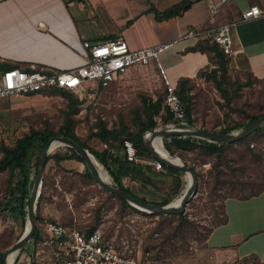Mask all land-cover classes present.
<instances>
[{"label":"rangeland","instance_id":"374dc122","mask_svg":"<svg viewBox=\"0 0 264 264\" xmlns=\"http://www.w3.org/2000/svg\"><path fill=\"white\" fill-rule=\"evenodd\" d=\"M156 75L157 73L149 67H133L106 89L87 86L85 93H72L78 101V111L73 116V133L77 139L86 146L101 151V142L96 137L99 126L119 129L122 125L129 132L138 133L140 124L145 122L142 99L155 101L163 97L162 84ZM245 80H248L245 74L237 76L228 73V83L225 86L229 93H233L235 81ZM191 94L193 127L218 130L246 122L242 114L227 111L218 91L210 81L194 83ZM230 106L247 116L264 114V79L253 80L248 86L239 88L231 98ZM65 111L66 101L56 93L0 99V145L12 147L17 139L28 134L30 130L57 133ZM163 114L160 111L159 115L154 117L156 125L153 129L163 128L168 123L161 122L160 116ZM240 130L232 131L230 134ZM147 131L142 133V141ZM114 143L116 147L113 149L117 154H122L123 143ZM133 147L137 152V148ZM66 148L59 147L48 156L63 155L67 152ZM36 153L37 145L32 153L30 152L32 155L29 176H32L33 172L35 175L37 162L35 166L33 165ZM263 153L264 133L253 135L244 143L226 147L220 157L199 152L181 153L180 157L166 153L172 158L178 157L184 165L192 166L199 176L197 183L200 188L197 190L196 187L194 195L187 201L183 211L190 225L177 230L184 232L183 238L174 232L175 239L163 241L162 236L169 230L174 231L172 227H176L175 223L168 225L162 218L151 213L132 207H122L115 197L100 189L85 175L77 159L62 164H56L52 159L47 160L43 168L44 184L42 187L41 179L42 194L40 199L38 197L35 216L76 229L96 226L101 230L104 239L120 253L145 259L149 264H170L174 257L180 255L210 261L206 253L203 255L200 253L204 245L202 236L209 226L220 218L221 206L225 200L221 202L220 198L226 197L231 188L238 194L240 190L236 188V182L253 184L263 182L261 181L264 173ZM160 173L162 172H157ZM178 174L179 184L176 186L182 192L184 185L189 184V177L183 173ZM101 175L105 181L113 185L105 169ZM7 177L6 171L0 172V203L5 195ZM167 187L158 189L164 194H169L172 198L170 203L176 204L175 201L179 199L181 192L174 195L172 194L174 185L170 184ZM24 226L25 222L20 226L7 211H0V253L16 242ZM30 241L31 239L18 251L14 261L23 251L30 253ZM145 249L147 253L144 254Z\"/></svg>","mask_w":264,"mask_h":264},{"label":"crops","instance_id":"0c3cea01","mask_svg":"<svg viewBox=\"0 0 264 264\" xmlns=\"http://www.w3.org/2000/svg\"><path fill=\"white\" fill-rule=\"evenodd\" d=\"M183 1L0 0V66L74 69L85 62L84 41L122 40L133 50L171 43L159 56L168 79L175 87L182 79L196 84L204 82L197 78L199 71L215 67L214 59L212 53L188 50L204 39L181 40V35L191 29L206 33L229 25L234 54L228 58V68L233 72L249 73L257 79L264 76V18L240 20L241 11L250 5L264 6V0H211L217 6V13L212 17L207 0ZM178 4L179 8L187 7L181 9L180 16L165 21H156L154 13L149 11L161 12ZM146 67L157 73L152 64ZM140 158L153 159L150 153L149 157ZM135 164L143 167L140 170L150 178L144 181L145 185H140L143 181L140 175L122 176V185L129 186L134 193L161 201L170 195L158 188L173 184L172 194L181 192L176 186L179 184L178 171L171 169L174 172H170L161 163L162 173L157 174L159 171L150 165ZM223 211L225 222L209 232L200 250L210 261L180 255L170 264H264V191L245 200L227 198ZM30 242L32 247L35 242ZM28 256L29 251H23L12 264H30Z\"/></svg>","mask_w":264,"mask_h":264},{"label":"trees","instance_id":"16d2710c","mask_svg":"<svg viewBox=\"0 0 264 264\" xmlns=\"http://www.w3.org/2000/svg\"><path fill=\"white\" fill-rule=\"evenodd\" d=\"M185 2V0L183 1ZM182 2V3H183ZM179 5H174L173 7L164 10V11H157L153 9H149L150 12L154 13L156 21H165L173 17L180 16L182 10L179 8ZM189 51H199V52H206V53H212V57L214 59L213 64L215 67L213 68H205L202 71H199L197 74V78H202L204 81H210L212 84H214L215 89L218 91L220 98L223 101V106L227 109L228 112L234 113L238 112L242 114L246 118V122L244 124L240 125H233L231 127H222L218 130H210L206 128L210 132L214 133H221L226 134L230 133L232 131H236L239 129H242L243 127L247 126L249 123L254 121L255 119L263 116L264 114H258V115H245L243 112H239L238 110H234L230 106V101L233 96L237 93V90L241 87H246L250 84L251 81H258L259 79L253 77L249 73H240V72H233L228 68V58L218 49V47L210 40V39H204L202 41H198L193 47L188 48ZM13 67V66H11ZM228 73L236 74L237 76L240 74H245L248 76V80L243 81H235V89L233 90V93H229L226 86L228 83ZM250 77V78H249ZM264 79V76L260 79ZM251 80V81H250ZM194 83H190L187 79H182L178 81L175 92L178 96L184 112V127H193V121L191 119V106H192V94H189V92L193 89ZM106 89L102 88L99 85L96 86V89ZM45 93H56L66 101V111L63 114V121L62 125L60 126L57 133H52L50 131H33L30 130V132L21 138L17 139L12 147H7L5 145H0V172L6 171L7 172V183H6V189H5V195L3 198V201L0 203V211H7L14 219L18 222L20 226H22L25 222V217L27 213V205H28V197L31 191L32 183L34 180V172L32 176H29V168H31L30 164V152L32 153L33 149L37 145V153L35 156V162L34 165H36L38 155L41 151V148L45 141L50 136H60V137H67L71 139L73 142L81 146L82 148L86 149L92 156L96 159V161L104 167V169L109 174L113 185H115L117 188L123 190L124 192L128 193L129 195L139 199L142 202L156 205V206H164L171 202L170 198H165L161 201L151 200L147 197H144L142 195H138L137 193H134L132 189L129 186H123L120 178L122 176H127L128 174H138L141 176V181L139 182L140 185H145L144 181H149V175L145 174L142 169L143 167L138 166L137 164L133 162H129L124 158L123 154H111L109 150L102 149L101 151L94 150L82 142H80L77 137L73 133V125L74 120L73 116L77 113L78 108V101L73 96V92H69L63 89H49L44 90L38 93L34 94H45ZM33 95V94H31ZM162 95L164 96L163 89H162ZM162 99H156L155 101H151L148 99H142V107L145 113V122L140 124V131L136 134H133L129 132L124 126H120L119 129H106L103 126H99V131L96 133V137L100 140L101 144L106 143L108 147L114 148L115 143L114 142H120L122 144L124 141H129L133 146L137 148V156H147L149 157V153L144 147L141 135L143 132L155 128L156 122L154 120V117L159 115L160 111L161 113H164L162 116H160V120L162 123L166 124L170 120V115L168 114L167 110L163 107ZM261 133H264V127L260 128L254 132H252L250 135L241 138L240 140L236 141L235 143L230 144H223L219 142L214 141H208L205 139L200 138H194V137H181V136H172L163 138V147L166 150V152L169 155H176L180 157L181 153H192V152H199L203 153L205 155H215L220 157L223 153V150L227 147H230L235 144H241L246 142L248 139H250L253 135H259ZM123 149V145H122ZM67 152L63 155L59 154H53L50 156H47L45 163L48 159H52L56 164H62L66 163L67 161H71L73 159H77L82 166V171L85 172V175L89 178H91L90 172L82 160V158L77 154L76 151H74L71 148H66ZM259 159V158H258ZM45 165V164H44ZM62 166V165H61ZM192 167V166H191ZM167 169V168H166ZM193 171L194 168L192 167ZM170 172H174L171 169H167ZM196 180H198L199 176L197 173H195ZM92 179V178H91ZM263 181L259 184H253V183H247L243 182L238 183L236 182V188L240 191H238V194L234 193V190L231 188L228 190L227 196L220 198L221 202L226 198H236L240 200L248 199L252 196H256L259 193L264 191V173H263ZM44 181L42 178V187H43ZM197 190L200 188L199 184L196 185ZM196 190V189H195ZM248 190V191H247ZM247 191V192H246ZM241 192V193H239ZM42 192H40L39 199L41 197ZM113 196V195H112ZM115 197V196H113ZM120 205L122 207H129L131 208L127 203H125L123 200L115 197ZM223 206H221V214L219 215L220 218L216 219L206 230V232L202 236V241L204 242L209 232L216 226H219L223 224L226 220V215L223 211ZM154 216H157L158 218H162L164 223L171 225L172 223H175L176 227H172L174 231L169 230L166 235L162 236V240H172L176 238V235L174 232H177L179 228H185V225H190L189 221L185 218V213L181 212L176 215H163V214H153ZM41 220L38 215L35 216V231L31 237V241L36 242L39 239L38 231L36 224L37 222ZM63 225V224H62ZM65 226V225H63ZM87 227L83 228V230L86 234L89 233L93 228ZM85 229V230H84ZM161 229V228H159ZM180 236V238H183V231L177 232ZM104 239V237H103ZM104 241H106L104 239ZM172 252L174 251V247L171 248ZM118 251V250H117ZM119 252V251H118ZM144 254L147 253V250L145 249ZM120 253V252H119ZM1 254L0 253V264H1ZM122 254V253H120ZM124 255V254H122ZM14 264V263H13Z\"/></svg>","mask_w":264,"mask_h":264},{"label":"built area","instance_id":"2783aa9c","mask_svg":"<svg viewBox=\"0 0 264 264\" xmlns=\"http://www.w3.org/2000/svg\"><path fill=\"white\" fill-rule=\"evenodd\" d=\"M210 17L217 13V6L207 0ZM264 18V6L250 5L240 13L241 21ZM185 39H210L218 49L230 58L234 54L229 25H221L211 32L187 30L180 37ZM171 43H160L140 49H129L122 40L98 43L82 42L85 62L70 70H54L40 66H0V99L26 96L53 88L73 93L86 92L87 86L106 88L128 69L152 64L163 89V107L170 115L165 126L183 128L185 112L176 95L175 86L168 79L159 56L168 50ZM101 149L116 153L106 143ZM124 158L133 163L150 165L160 171L162 165L154 159L144 160L137 156L133 145L123 142ZM39 239L31 247L30 264H149L147 260L120 254L112 244L104 241L101 230L93 228L89 233L81 229L63 226L54 221L41 219L36 224ZM85 230V229H84Z\"/></svg>","mask_w":264,"mask_h":264},{"label":"water","instance_id":"95a60500","mask_svg":"<svg viewBox=\"0 0 264 264\" xmlns=\"http://www.w3.org/2000/svg\"><path fill=\"white\" fill-rule=\"evenodd\" d=\"M186 7L187 5H182L180 6V9H184ZM3 67L7 68L8 66L5 65ZM263 127H264V115L255 119L254 121L249 123L247 126H245L243 129L233 134L214 133V132H210L208 130L197 128V127H183L179 129H172V128L168 129L166 126H164L163 128H159V129H150L147 132L151 133V135L159 136L160 141H162L163 138H167V137L181 136V137L200 138V139L219 142L223 144H230V143L240 140L243 137L248 136L252 132L260 128H263ZM52 141L56 142L57 146L59 147H67V148H71L74 151H76L77 154L82 158V160L86 164L90 172L92 180L96 183V185L100 189L104 190L110 195H113L123 200L130 207L135 208L137 210H140L146 213H151V214L176 215L184 211L185 204L195 193L197 180H196L192 167L184 165L182 162L180 164H174L170 162L168 159L161 157V155L157 151H155L153 147L150 145L149 140L145 141L143 139L142 142H143L144 147L152 155L154 160L159 161L160 163H162L163 165H165L166 167L172 170L190 174V177H191L190 183L184 188L183 193L180 195L178 204L176 206H172L171 203H168L164 206H156V205H151V204L142 202L139 199L124 192L123 190L117 188L116 186L111 185L110 182L108 183L105 182L99 176L98 170L96 169L95 165L90 160V158L92 160L95 159L92 156V154H90L86 149L82 148L81 146H79L78 144H76L75 142H73L71 139L67 137L50 136L43 144L41 151L38 155L37 167H36V171L34 175V180H33L31 191L28 197V205H27V213L25 217L24 230L22 234L19 236V238L16 240V242L2 253L1 264H5L4 259L8 252H13V251L18 252L23 247V245L31 239L35 231V210H36V206L38 202V197L40 194L43 168H44L46 158L50 154L49 146H50V142ZM164 151L166 150L164 149Z\"/></svg>","mask_w":264,"mask_h":264},{"label":"bare ground","instance_id":"6f19581e","mask_svg":"<svg viewBox=\"0 0 264 264\" xmlns=\"http://www.w3.org/2000/svg\"><path fill=\"white\" fill-rule=\"evenodd\" d=\"M168 129H171L169 126H166ZM144 140L146 141V140H149V142H150V145L153 147V149L155 150V151H157L160 155H161V157H164V158H166V159H168L170 162H172V163H174V164H180L181 163V161H180V159L178 158V157H176V158H172V157H170L169 155H167L166 153L164 154V151H163V145H162V141H160V139H159V136H157V135H151V133H149V132H147L146 133V135H145V137H144ZM163 148H162V147ZM50 149H49V153H51V152H53L54 150H57V148H59V146H57V144H56V142H50ZM166 152V151H165ZM90 160L92 161V163L95 165V167H96V169L98 170V174H99V176L104 180V178L102 177V175H101V173H102V171H104V169L101 167V165L96 161V159H94V160H92L91 158H90ZM184 174H186V175H188V177H189V183H190V180H191V177H190V174L189 173H184ZM105 181V180H104ZM105 182H109V181H105ZM178 201H179V199L178 200H176L175 201V203L176 204H174V203H171L172 204V206H176L177 204H178ZM27 227H28V225H27ZM17 251H13V252H8L7 254H6V256H5V259H4V263L5 264H11L12 262H13V260H14V258L16 257V255H17Z\"/></svg>","mask_w":264,"mask_h":264}]
</instances>
